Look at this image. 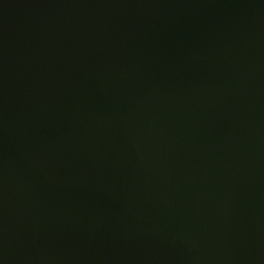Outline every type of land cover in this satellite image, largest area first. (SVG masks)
Instances as JSON below:
<instances>
[{"label": "water", "instance_id": "1", "mask_svg": "<svg viewBox=\"0 0 264 264\" xmlns=\"http://www.w3.org/2000/svg\"><path fill=\"white\" fill-rule=\"evenodd\" d=\"M0 264H264V0H0Z\"/></svg>", "mask_w": 264, "mask_h": 264}]
</instances>
